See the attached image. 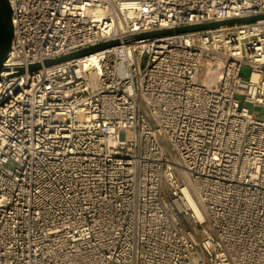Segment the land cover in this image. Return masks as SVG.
I'll use <instances>...</instances> for the list:
<instances>
[{
  "label": "built area",
  "instance_id": "1",
  "mask_svg": "<svg viewBox=\"0 0 264 264\" xmlns=\"http://www.w3.org/2000/svg\"><path fill=\"white\" fill-rule=\"evenodd\" d=\"M10 3L0 264H264V0Z\"/></svg>",
  "mask_w": 264,
  "mask_h": 264
},
{
  "label": "water",
  "instance_id": "2",
  "mask_svg": "<svg viewBox=\"0 0 264 264\" xmlns=\"http://www.w3.org/2000/svg\"><path fill=\"white\" fill-rule=\"evenodd\" d=\"M12 5L10 0H0V79L1 72L6 69L4 62L7 58L9 49L11 47V43L14 36V25L12 20ZM260 19H264L263 14H256L248 17H238V18H229L226 20L213 21L207 23H199V24H190L184 26H178L174 28H163L157 30L146 31L142 33L135 34L133 39H143L148 37L162 36L168 34L196 31L202 29L216 28L222 25H233V24H241V23H250ZM119 40H110L106 42H102L93 46H89L60 57L54 59H47L45 61V65H51L71 59H75L90 53L98 52L108 47L119 44ZM41 67V63L31 64L29 66L30 70H34ZM24 67H20L17 73L24 72ZM16 73V74H17Z\"/></svg>",
  "mask_w": 264,
  "mask_h": 264
},
{
  "label": "rangeland",
  "instance_id": "3",
  "mask_svg": "<svg viewBox=\"0 0 264 264\" xmlns=\"http://www.w3.org/2000/svg\"><path fill=\"white\" fill-rule=\"evenodd\" d=\"M246 75H248V71H246Z\"/></svg>",
  "mask_w": 264,
  "mask_h": 264
}]
</instances>
